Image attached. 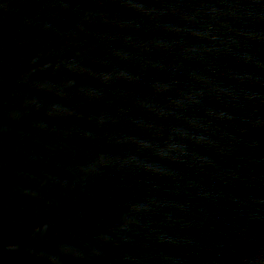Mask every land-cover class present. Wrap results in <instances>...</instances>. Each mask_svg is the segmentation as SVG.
<instances>
[{
	"label": "water",
	"instance_id": "water-1",
	"mask_svg": "<svg viewBox=\"0 0 264 264\" xmlns=\"http://www.w3.org/2000/svg\"><path fill=\"white\" fill-rule=\"evenodd\" d=\"M0 264H264V0H0Z\"/></svg>",
	"mask_w": 264,
	"mask_h": 264
}]
</instances>
